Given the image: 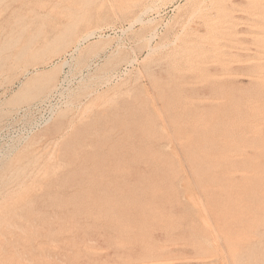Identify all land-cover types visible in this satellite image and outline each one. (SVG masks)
Listing matches in <instances>:
<instances>
[{"label": "rangeland", "instance_id": "1", "mask_svg": "<svg viewBox=\"0 0 264 264\" xmlns=\"http://www.w3.org/2000/svg\"><path fill=\"white\" fill-rule=\"evenodd\" d=\"M0 264H264V0H0Z\"/></svg>", "mask_w": 264, "mask_h": 264}]
</instances>
